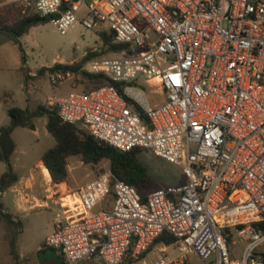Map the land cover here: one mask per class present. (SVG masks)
<instances>
[{"label":"built area","instance_id":"2783aa9c","mask_svg":"<svg viewBox=\"0 0 264 264\" xmlns=\"http://www.w3.org/2000/svg\"><path fill=\"white\" fill-rule=\"evenodd\" d=\"M29 1L41 17L56 16L62 35L78 22L107 25L128 47L83 62L79 71L104 77L103 86L48 98L62 122L124 152L149 150L187 178L142 195L107 171L71 193L81 211L63 204L46 246L67 264H122L133 246L137 260L169 233L177 242L163 252H180L157 264H186L192 252L207 264H264V0ZM139 83L158 85L165 101L152 106L130 86ZM110 198L109 210H96Z\"/></svg>","mask_w":264,"mask_h":264},{"label":"rangeland","instance_id":"374dc122","mask_svg":"<svg viewBox=\"0 0 264 264\" xmlns=\"http://www.w3.org/2000/svg\"><path fill=\"white\" fill-rule=\"evenodd\" d=\"M92 0H88L90 3ZM14 7L15 9H27L32 13L35 10L33 3L29 0H0V7ZM86 16V8L83 6L79 18ZM107 25H102L98 31L96 29H87L81 22L75 24L66 35L59 33L57 28L50 22L41 24L30 30L20 41L26 53L28 66L32 72L37 75L42 68L53 67L57 63L62 64H83L87 55L96 53L97 57H109L114 53H109L103 46L100 38L102 31H108ZM151 40L156 39L155 33L147 30ZM92 59V58H91ZM22 55L17 45L10 36L0 34V128L10 123L11 119L6 110L1 96L6 90L14 93V103L16 107L35 108L38 103L48 105L49 97H68L72 93H85L97 89L105 84L104 79H90L82 71L75 73L74 77H69L64 82L53 83L52 71H47L44 75L36 76L32 79V94L26 95L25 73L22 70ZM142 90L148 97L150 104L162 103L165 95L158 85H145L143 83L130 84ZM122 87L124 85L122 84ZM31 99L28 101V98ZM46 100V101H45ZM45 101V102H43ZM47 117L35 120L37 133L28 132L24 136H17L19 152L15 155L13 164L18 174L24 179L20 185L27 189L30 196H42V192L49 193L50 186L54 181L49 171L46 174L45 165L39 163V160L52 149L57 141L47 129ZM141 161L148 168L150 175L155 181V185L150 191L167 188L179 187L187 184V178L184 175L183 168L170 164L167 161L157 157L149 150H143L140 153ZM69 178L63 184V190L67 191L73 186L85 187L101 174L110 171V162L105 160L97 166L86 165L80 157H74L68 162ZM7 166L0 162V176L6 172ZM60 185V184H59ZM30 189H33L30 191ZM29 190V191H28ZM17 195L8 192L6 195V206L8 212L16 214L24 223L23 233L19 236L18 247L27 249L28 252H35L36 249L44 243L47 236L55 229L52 221L62 213L60 206H55L49 201V206L30 207L27 204V210L17 213ZM102 204V203H101ZM105 204V203H104ZM103 204V205H104ZM102 205V206H103ZM100 210V206L97 207ZM46 241V240H45ZM162 244L156 245L142 261L135 264H157L165 256L173 258L179 254V249L174 248L163 252ZM240 251L241 246L235 247ZM10 241L7 239V226L0 222V264H11L15 260L11 257ZM33 260V259H32ZM28 264H34V261ZM186 264H207L202 262L193 252L189 253L185 259Z\"/></svg>","mask_w":264,"mask_h":264},{"label":"trees","instance_id":"16d2710c","mask_svg":"<svg viewBox=\"0 0 264 264\" xmlns=\"http://www.w3.org/2000/svg\"><path fill=\"white\" fill-rule=\"evenodd\" d=\"M51 17H41L36 8L32 13L27 9L14 7H0V32L10 36L15 45L18 46L23 62V69L26 73V87L30 88L31 81L34 78L31 71L25 67L27 57L23 45L20 41L22 37L27 35L30 30L41 24L50 23ZM100 38L103 46L113 56L128 52V47L124 44L115 43L114 33L110 30L102 31ZM97 57L96 53L87 55L84 61ZM102 58V57H101ZM82 64H62L57 63L51 68H42L38 71L37 76L44 75L47 71H63L78 72ZM90 79H104L99 75H87ZM116 87L123 94L122 84H116ZM13 99V93H5L1 97V101L6 105L7 112L11 122L7 126L0 128V162L7 166L6 172L0 177V222H4L7 226V239L10 241V254L14 260L19 259L18 239L23 233L24 223L16 218L13 214L7 212L5 204L2 200L3 194L10 188L18 184L20 177L16 172L12 163V157L16 150V142L13 138L14 131L19 128L36 129L35 119L47 117V129L54 136L57 143L42 158L47 170L50 171L54 183L61 184L68 181L69 169L68 162L74 157H80L86 165L97 166L103 161L110 162V171L120 180L126 182L130 186L135 187L142 195H146L155 185V181L150 175L146 165L140 159L141 149L132 151H121L106 143L100 142L94 138L83 126L63 123L59 117L58 107L47 104H40L36 109H22L20 107L11 106L10 100ZM112 198L100 204V210H109L112 206ZM105 203V204H104ZM104 204V205H103ZM103 205V206H102ZM97 210V209H96ZM177 242V238L169 233L162 234L150 248V250L142 255L139 259L131 257L134 246L129 254L125 257L122 264H135L145 259L147 254L159 244L163 246H171ZM44 250L49 249L44 245ZM57 252V257L48 261H42V264H67L64 254L61 250L50 248Z\"/></svg>","mask_w":264,"mask_h":264},{"label":"crops","instance_id":"0c3cea01","mask_svg":"<svg viewBox=\"0 0 264 264\" xmlns=\"http://www.w3.org/2000/svg\"><path fill=\"white\" fill-rule=\"evenodd\" d=\"M0 34H5V33H2L0 32ZM7 35V34H5ZM23 38V37H22ZM21 38V39H22ZM20 39V40H21ZM30 71H31V75L33 77H36L37 75H35L33 72H32V69L28 66V62L26 63V66ZM51 68V67H50ZM22 70L24 71L23 69V66H22ZM25 73V71H24ZM25 82H26V73H25ZM27 88V87H26ZM28 91L26 93V95L28 96H31V90H32V85L30 86V88H27ZM5 93H9L8 90L5 91ZM4 93V94H5ZM12 93V92H11ZM4 94L2 96H4ZM1 96V97H2ZM50 98V97H49ZM31 99L28 98V101ZM166 99V97H165ZM48 100V98H47ZM46 101V100H45ZM43 101V102H45ZM165 101V100H164ZM163 101V102H164ZM162 102V103H163ZM14 103V93H13V99L10 100V105L12 106ZM40 104H42V102L38 103V105L35 107V108H32V110L36 109ZM158 104H161V103H158ZM5 105V104H4ZM6 107V105H5ZM22 109H27L28 107H20ZM30 109V107H29ZM7 110V109H6ZM39 119V118H37ZM36 120V119H35ZM11 122V121H10ZM48 123V122H47ZM10 124V123H9ZM8 124V125H9ZM36 125V123H35ZM7 126V125H6ZM3 127V126H2ZM1 127V128H2ZM28 132H31V133H37V125H36V129L35 130H31V129H28V128H22V127H19L17 128L14 133H13V138L16 142V150H15V153L12 157V163H13V160H14V157L15 155L19 152V144H18V141H17V136H24L26 134H28ZM43 158V157H42ZM42 158L39 160V163H43L42 162ZM44 164V163H43ZM14 165V164H13ZM15 168V166H14ZM46 168V167H45ZM16 170V168H15ZM17 172V171H16ZM5 172H2L1 176L4 174ZM18 173V172H17ZM19 175V174H18ZM0 176V177H1ZM20 181L18 182V184H16L15 186H13L12 188H10L8 191H6L4 194H3V197H2V200L5 204V208L8 212V208L6 206V195L8 192H12L13 194H16L17 195V213H22V212H25L27 210V204H30L31 206L30 207H34V206H49V201L54 204L55 206H60L61 210H62V213L61 215L59 214L57 218H55L53 221H52V224L55 226V222L60 219L61 217H63V212H64V209L62 207V205L64 204L65 207L67 208V206L69 205L71 207V204L72 201L75 200V198L73 197V195H71L72 192H77L78 190L84 188V187H81V186H73L71 188H69L67 191H64L63 190V184H54L53 186H50L49 188V193H46V191H43L42 192V196L41 198L40 197H37V196H30L28 193H27V189H23L20 185L23 183L24 181V177L22 178L20 175ZM33 190V189H30V191ZM29 191V190H28ZM72 208V209H71ZM71 208H67L69 211L75 209L74 207H71ZM10 213V212H9ZM13 214V213H11ZM77 214V213H76ZM16 218L20 219L18 215L16 214H13ZM23 222V221H22ZM55 229L52 230V232L49 234L51 235L53 232H54ZM48 235V236H49ZM47 236V237H48ZM46 240V239H45ZM45 240H44V243L39 246L35 252L31 253V252H28L27 249H22V246L19 248L18 247V253H19V259L18 260H15V262L11 263V264H28L32 259V261H34V264H42V261H48L52 258H56L57 257V252H55L54 250L50 249H47V250H44V245L45 244ZM55 249V248H54ZM59 250V249H58ZM12 257V255H11ZM12 259L14 260V258L12 257ZM90 264H100L98 261H92L90 262Z\"/></svg>","mask_w":264,"mask_h":264},{"label":"bare ground","instance_id":"6f19581e","mask_svg":"<svg viewBox=\"0 0 264 264\" xmlns=\"http://www.w3.org/2000/svg\"><path fill=\"white\" fill-rule=\"evenodd\" d=\"M46 174L49 175V171L46 169L45 170ZM73 197L75 198L74 201H72L73 204H71V207H74L75 209L71 210L75 213H79L81 211L80 207H79V198H78V195L77 194H74ZM69 205L67 206V208H71ZM72 209V208H71Z\"/></svg>","mask_w":264,"mask_h":264}]
</instances>
